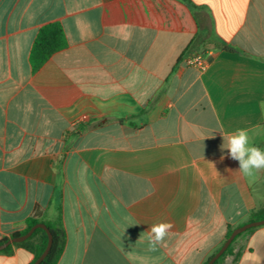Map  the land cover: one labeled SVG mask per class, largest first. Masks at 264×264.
Returning a JSON list of instances; mask_svg holds the SVG:
<instances>
[{"label": "crops", "instance_id": "crops-1", "mask_svg": "<svg viewBox=\"0 0 264 264\" xmlns=\"http://www.w3.org/2000/svg\"><path fill=\"white\" fill-rule=\"evenodd\" d=\"M55 22L68 45L34 72ZM237 129L264 149V0H0V241L61 218L58 264H205L264 209V170L222 149ZM221 264H264V226Z\"/></svg>", "mask_w": 264, "mask_h": 264}, {"label": "trees", "instance_id": "trees-1", "mask_svg": "<svg viewBox=\"0 0 264 264\" xmlns=\"http://www.w3.org/2000/svg\"><path fill=\"white\" fill-rule=\"evenodd\" d=\"M68 45L65 31L60 23H50L43 26L32 47L30 61L33 71L36 72L41 69L49 59L57 52L65 49ZM230 50V49H229ZM264 219V209L261 212H254L250 219V222L259 221ZM39 223H44L49 228L53 236L52 248L41 264H58L62 254L64 253L67 241L66 231L63 225L62 219H58L57 222H45L39 219L31 218L27 220V227L24 231L16 233L13 237L25 235L30 229ZM235 228L230 227L226 236V240L231 236ZM255 229L248 230L246 233L239 235L233 243L230 245L225 254L215 263L221 264L224 258L233 252L236 242L242 238L245 234L253 232ZM9 239L0 241V245L6 243ZM225 240V241H226ZM48 245L47 233L42 229H37L33 235L25 242L14 244L1 251V253H9L13 247H26L35 255L34 262L43 254ZM208 261L205 263L207 264Z\"/></svg>", "mask_w": 264, "mask_h": 264}, {"label": "clouds", "instance_id": "clouds-1", "mask_svg": "<svg viewBox=\"0 0 264 264\" xmlns=\"http://www.w3.org/2000/svg\"><path fill=\"white\" fill-rule=\"evenodd\" d=\"M223 145L222 149L228 150L230 158L238 161V171L243 175L252 176L255 172L264 170V149L250 144L249 133L246 129H237L229 134L226 147ZM173 227V224L169 222L153 224L147 231L150 250H155L158 245L162 244Z\"/></svg>", "mask_w": 264, "mask_h": 264}, {"label": "water", "instance_id": "water-1", "mask_svg": "<svg viewBox=\"0 0 264 264\" xmlns=\"http://www.w3.org/2000/svg\"><path fill=\"white\" fill-rule=\"evenodd\" d=\"M262 226H264V219L259 220V221L250 222V223H247V224H245L243 226H240V227L234 229V231L232 232L231 236L224 242V244L216 252V254L211 257V259L208 261L207 264H215L225 254V252L228 250L230 245L233 243V241L239 235L246 233L248 230L256 229V228H259V227H262ZM37 229L44 230L47 233V236H48V245H47L45 251L33 263V264H41L46 259V257L48 256V254H49V252H50V250L52 248V245H53V236H52L49 228L47 227V225L44 224V223H39L36 226L32 227L30 229V231L28 233H26L25 235L18 236V237H13V238L9 239L6 243L1 244L0 245V252L5 250L6 248H8L11 245L19 244V243H23V242L27 241Z\"/></svg>", "mask_w": 264, "mask_h": 264}, {"label": "built area", "instance_id": "built-area-1", "mask_svg": "<svg viewBox=\"0 0 264 264\" xmlns=\"http://www.w3.org/2000/svg\"><path fill=\"white\" fill-rule=\"evenodd\" d=\"M185 62L188 66L197 68L201 71H205L208 66V60L205 58L204 54H194L185 58Z\"/></svg>", "mask_w": 264, "mask_h": 264}]
</instances>
